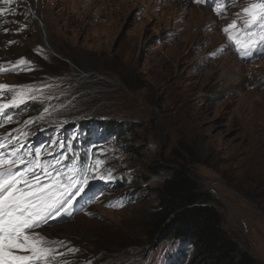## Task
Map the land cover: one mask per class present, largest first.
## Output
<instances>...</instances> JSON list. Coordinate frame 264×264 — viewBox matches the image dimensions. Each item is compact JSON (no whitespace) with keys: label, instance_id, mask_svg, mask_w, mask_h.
Instances as JSON below:
<instances>
[{"label":"rangeland","instance_id":"374dc122","mask_svg":"<svg viewBox=\"0 0 264 264\" xmlns=\"http://www.w3.org/2000/svg\"><path fill=\"white\" fill-rule=\"evenodd\" d=\"M22 1L0 20V84L9 86L0 89V103L25 92L24 103L4 110L11 120L0 127V138L10 139H0V147L16 151L40 131L84 120L80 107L86 104L96 106L89 118L141 126L125 143L104 138L97 145L103 163L90 171H110V180L94 181L112 185L71 219L78 223L36 230L64 242L56 256L78 255L77 264H92L81 260L92 245L101 253L127 247L96 264H181L178 245H145L144 233L157 204L155 189L170 175L155 166L175 161L174 149L193 147L201 191L241 249L264 264V51L242 57L224 32L256 0H50L49 12L46 0ZM218 2L224 7L219 15ZM21 59L26 63H17ZM77 65L99 71L80 72ZM117 68L128 85L113 72ZM28 105L38 112L28 114ZM187 257L185 264H198Z\"/></svg>","mask_w":264,"mask_h":264},{"label":"trees","instance_id":"16d2710c","mask_svg":"<svg viewBox=\"0 0 264 264\" xmlns=\"http://www.w3.org/2000/svg\"><path fill=\"white\" fill-rule=\"evenodd\" d=\"M64 64L66 65V63ZM77 66L80 72L99 71L97 68L88 71L84 66ZM115 68L113 67L112 70H115ZM113 72L120 76L125 85H128L129 82L121 68H117ZM95 107V105L90 107L89 104L80 107V109H85L83 111L84 120H77L72 124L70 123L69 126L67 125V127L65 125L57 126L50 130L48 134H43L39 130L40 132L35 136L42 137L43 140L46 138V141L31 143V147L29 145L21 147L23 149L22 153L29 155L31 158L30 167H33L32 161L38 160L40 164L49 166L48 171L50 168L52 169L53 176L59 175L60 179L65 182H67L69 176H79L82 173H87L89 175V186L95 184L97 181L92 178L93 173L90 168L100 157L96 153L97 145L104 138H112L113 141L125 143L130 135L136 136L141 128L140 124L135 125L108 120L100 118L101 116L87 117V113L91 111L90 109ZM24 108H27L28 114L38 112L35 110V105H28ZM98 113L100 114V112ZM7 116L6 114L2 116L1 128H5L9 124ZM62 129L65 130L64 133H62ZM78 132H82L81 138L79 137L80 141L76 137L73 138L74 134ZM44 135L46 136L44 137ZM66 138H69L70 143L68 146H66ZM53 148L55 149L53 153L47 151ZM128 150L136 155H139L140 152L135 147H130ZM37 153H39L38 157ZM171 157L175 161H172L169 166L162 164L155 166L156 169L168 168L170 175L163 181L161 186L155 189L157 204L146 217L145 245L154 247H159L163 243L178 245L179 255L183 259L181 264L188 261L187 256H193L192 258L196 259L198 264H259L254 256L241 249L240 245L224 228L221 211L212 204V198L201 191L200 185L193 174L194 165L199 163L197 153L193 147L183 148L182 150L180 148L174 149L171 152ZM57 161L59 163L56 165ZM33 170L39 176H46L40 167H33ZM29 179H31V175ZM127 182L125 181L126 184ZM105 183L108 185L111 183L112 185V181ZM125 202L126 200L120 201L117 206L122 207ZM76 215L78 214L74 216ZM78 221L79 219L75 218L66 222L70 224L78 223ZM132 247L134 246L132 245ZM111 248H113L112 245ZM126 248H120L119 250L107 248V252L101 253L102 248L96 249L92 245L90 252L87 251L88 248L84 249L86 252L82 253L81 260L87 259L88 262L96 264V260L100 257L110 253H123ZM65 256L62 259L56 256L53 264H62L63 261H67L68 264L80 263L77 260L78 255L65 254ZM126 263L125 259L120 264Z\"/></svg>","mask_w":264,"mask_h":264},{"label":"snow or ice","instance_id":"6c2138e0","mask_svg":"<svg viewBox=\"0 0 264 264\" xmlns=\"http://www.w3.org/2000/svg\"><path fill=\"white\" fill-rule=\"evenodd\" d=\"M0 2L8 4L12 0ZM201 2L203 0H196L198 4ZM215 10L219 15L224 10L223 3L218 2ZM3 12L0 9V15ZM237 16L243 27L237 29L238 20H233L224 32L229 41L235 43L239 54L246 57L254 51H264V0L249 4ZM17 63L26 61L21 59ZM8 87L0 84V89ZM24 100L25 92L21 91L10 102L0 103V114H5L6 108L24 103ZM8 119L10 121L11 117ZM36 155L38 157L39 153ZM21 163H24L22 157L8 159L0 154V264H53L56 249L64 242L48 240L36 230L48 225L50 220L71 215L75 202H78L76 198L89 187V175L69 176L65 182L59 175L53 176L48 165L32 161L33 167H40L48 177L47 182L42 183L33 167L14 171ZM102 163L97 161L96 168ZM92 178L110 180L111 172L107 176L97 172Z\"/></svg>","mask_w":264,"mask_h":264},{"label":"bare ground","instance_id":"6f19581e","mask_svg":"<svg viewBox=\"0 0 264 264\" xmlns=\"http://www.w3.org/2000/svg\"><path fill=\"white\" fill-rule=\"evenodd\" d=\"M49 1L50 0H46V2L48 3V7H47V11L50 9V4L51 3H49ZM82 1V0H81ZM137 1H139V0H137ZM65 3V2H64ZM66 4V3H65ZM16 6H24V4H23V1L22 0H12V2L11 3H8V4H5V3H3V2H0V9H3L4 10V12H3V15H0V20H2L3 18H5V17H7L8 15H9V13H11V9H13V8H15ZM76 7V6H75ZM33 10V9H32ZM203 10V9H202ZM201 10V11H202ZM91 11V10H90ZM49 12V11H48ZM195 12V11H194ZM194 12H193V14H194ZM202 13V12H201ZM200 13V14H201ZM83 14V13H82ZM203 14H204V12H203ZM97 15V14H96ZM201 17L202 16H200V19H201ZM199 17H196V18H193V20H197ZM37 19H38V21H40L41 23H39V25H40V28H41V30H43L44 29V25H43V23H42V21L43 20H41V18L39 17V16H37Z\"/></svg>","mask_w":264,"mask_h":264},{"label":"water","instance_id":"95a60500","mask_svg":"<svg viewBox=\"0 0 264 264\" xmlns=\"http://www.w3.org/2000/svg\"><path fill=\"white\" fill-rule=\"evenodd\" d=\"M66 220L68 221V220H70V218H67Z\"/></svg>","mask_w":264,"mask_h":264}]
</instances>
